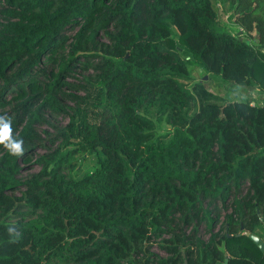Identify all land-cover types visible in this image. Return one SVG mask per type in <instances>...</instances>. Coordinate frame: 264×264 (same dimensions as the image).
I'll use <instances>...</instances> for the list:
<instances>
[{"label":"trees","instance_id":"16d2710c","mask_svg":"<svg viewBox=\"0 0 264 264\" xmlns=\"http://www.w3.org/2000/svg\"><path fill=\"white\" fill-rule=\"evenodd\" d=\"M190 61L250 94L225 100ZM78 64L92 73L65 93ZM253 90L264 0H0V117L24 141L22 156L0 145V264H264L242 234L264 241ZM52 112L67 123L43 137Z\"/></svg>","mask_w":264,"mask_h":264},{"label":"rangeland","instance_id":"374dc122","mask_svg":"<svg viewBox=\"0 0 264 264\" xmlns=\"http://www.w3.org/2000/svg\"><path fill=\"white\" fill-rule=\"evenodd\" d=\"M219 14H220L219 19L222 22L221 23L222 27L231 33H236L238 31V26L235 23H233V21L231 19V12L227 9L226 5H222ZM68 34H70V33H68ZM239 36L242 39L248 38L240 30H239ZM101 39H103V38H101ZM249 41L252 43L256 42L255 32H253L252 36L249 37ZM82 60L87 63V66H85V67H88V65H92L93 63H95V61H89V60L87 61L84 59H82ZM188 66L191 69L192 81L199 80L202 78L204 79V81L208 80L206 83V87L209 90L213 91L215 94L223 97L225 100H235V99H240V98L242 99V98H245V96H248L250 94V93H246L242 87H237V86H234L228 82H221L220 80H217L219 78L211 77L209 79L208 75L203 76L204 71L200 68V66L195 61H190L188 63ZM91 71L92 70L83 69V67H81L79 64L77 66H75L74 68H72V71L69 72V74L64 77V80L67 83H69L71 87L70 88L63 87L62 91H64L65 93H69V92L74 93L73 88L76 89V87H79L80 85L84 84L85 77H88L92 73ZM204 77H206V78H204ZM258 92L256 90L251 91V96H253V94H256ZM75 93H77V92L75 91ZM78 93H80V91ZM80 94L83 95V93H80ZM60 98L62 99L64 104H68V105L73 104L71 102V100L66 96H61ZM7 109H8V107H6V110ZM0 111H1V109H0ZM44 117L46 119L47 124L36 125V127L43 133L42 134L43 137H46L45 136L46 133L50 134V135L54 134L56 127H63L67 123L66 117H63V115L57 114L54 112H52V114L45 113ZM168 128H169V126L166 124L165 121L161 122L160 130H165ZM57 144H58V142L52 146L47 144V146L48 147L50 146L51 148H56ZM42 153H44L43 149L42 150L41 149L36 150V152L33 154V156H34V158H36L38 155H40ZM87 160H88V158H87ZM87 160H85L82 163V167L86 168V166H88ZM38 171H39V166L34 164L33 161L29 162L27 164H22V169L20 171L19 177L25 178L31 174L37 173ZM218 226H219V224L216 227H218ZM200 235L203 236L204 238L208 237V232L203 225H201V227H200ZM154 249L160 253V251L157 248H154Z\"/></svg>","mask_w":264,"mask_h":264},{"label":"clouds","instance_id":"9594fccd","mask_svg":"<svg viewBox=\"0 0 264 264\" xmlns=\"http://www.w3.org/2000/svg\"><path fill=\"white\" fill-rule=\"evenodd\" d=\"M23 143L22 139L13 137L11 120L0 117V145H4L12 155L22 156L24 152Z\"/></svg>","mask_w":264,"mask_h":264},{"label":"water","instance_id":"95a60500","mask_svg":"<svg viewBox=\"0 0 264 264\" xmlns=\"http://www.w3.org/2000/svg\"><path fill=\"white\" fill-rule=\"evenodd\" d=\"M206 78V77H204ZM241 229H243V227L241 226ZM242 234L244 235H249L251 239H253L259 246V248L264 251V241H262L260 239V237H258L257 235L255 234H250L249 231H242ZM224 264H227V260H225V263Z\"/></svg>","mask_w":264,"mask_h":264},{"label":"built area","instance_id":"2783aa9c","mask_svg":"<svg viewBox=\"0 0 264 264\" xmlns=\"http://www.w3.org/2000/svg\"><path fill=\"white\" fill-rule=\"evenodd\" d=\"M252 98H253V99H256V100H257V98H260V100H261L262 103L264 104V91H263L262 93L258 92V93H256V94H253ZM254 103H255L254 100H252V101H251V104H254Z\"/></svg>","mask_w":264,"mask_h":264}]
</instances>
